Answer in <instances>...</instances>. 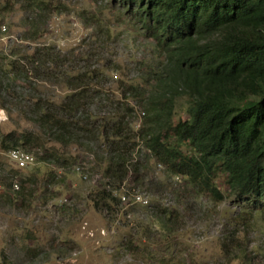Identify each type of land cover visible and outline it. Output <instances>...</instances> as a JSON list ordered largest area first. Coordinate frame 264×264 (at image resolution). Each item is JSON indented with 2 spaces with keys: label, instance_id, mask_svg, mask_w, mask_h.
<instances>
[{
  "label": "trees",
  "instance_id": "obj_1",
  "mask_svg": "<svg viewBox=\"0 0 264 264\" xmlns=\"http://www.w3.org/2000/svg\"><path fill=\"white\" fill-rule=\"evenodd\" d=\"M25 4L37 14L23 17V33L15 40L32 47L26 54L29 45L18 43L0 53V109L6 115L10 108L22 110L31 129L0 135L1 152L36 149L35 162L64 170L76 160L69 148L82 141L92 146L100 177L89 202L108 220L119 205L129 204L118 194L126 181L145 187L143 166L149 163L167 174L164 191L184 186L213 202L222 199L214 182L222 175L234 199L264 218V0H112L120 17L110 25L108 17H85L82 11L78 18L96 28L104 45L117 39L121 26L127 36L139 33L147 41L150 55L132 77L121 76L117 63L90 62L97 50L93 33L65 53L38 43L47 18L38 13L52 5ZM107 73L118 78L117 99L103 97ZM51 82L63 90L56 99L38 93ZM180 96L188 100L187 119L174 122ZM132 102L141 114L137 127L130 119ZM153 206L151 223L167 240L180 208ZM172 252L169 241L151 260L179 264Z\"/></svg>",
  "mask_w": 264,
  "mask_h": 264
},
{
  "label": "rangeland",
  "instance_id": "obj_2",
  "mask_svg": "<svg viewBox=\"0 0 264 264\" xmlns=\"http://www.w3.org/2000/svg\"><path fill=\"white\" fill-rule=\"evenodd\" d=\"M25 1L0 0V17L4 19L1 27L5 29L0 34L2 54L18 43L21 47L29 45L26 46V54L32 47L15 40L23 33V17H36L37 14L28 8ZM47 2L52 5L50 10L38 13L40 17H47L38 43L65 53L78 47L93 33L95 37L92 40L97 50L91 55L92 64L107 60L119 65L123 77L138 74L140 62L151 52L139 33L127 36L121 26L115 31L117 39L104 45L102 36L95 32L96 28L88 27L78 18L83 11L85 17H108V25L115 23L120 12L112 0ZM106 75L101 83V89L105 91L103 97L117 99L118 78L112 77L113 74ZM62 92V88L52 82L38 88L40 95L51 99L60 97ZM101 104L107 105V102ZM132 104L130 119L137 127L141 114L135 103ZM187 106L186 97L176 99L174 122L187 119ZM10 109L9 115L0 109V135L10 132L19 135L30 130L31 126L22 119V110ZM81 143L83 146L78 149L71 147L67 150L68 155L76 160L73 166L64 170L35 162L36 149L17 147L15 150L34 157L32 165L19 170L11 165L7 153L0 151V262L154 264L151 259H157L164 245L170 241L174 263L264 264V218L234 199L222 175L214 179L222 199L213 202L206 196L195 197L184 186L164 191V185L170 183L164 169L153 163L145 166L142 162L147 184L144 188H136L132 178L126 181L118 194L129 204L119 205L115 218L108 220L89 202L100 177L94 165L99 153L92 151L94 148L84 141ZM173 181L178 180L173 178ZM154 203L159 207L174 209L178 205L180 208H176L178 220L171 239L161 238L159 230L151 223V215H155Z\"/></svg>",
  "mask_w": 264,
  "mask_h": 264
},
{
  "label": "built area",
  "instance_id": "obj_3",
  "mask_svg": "<svg viewBox=\"0 0 264 264\" xmlns=\"http://www.w3.org/2000/svg\"><path fill=\"white\" fill-rule=\"evenodd\" d=\"M7 159L11 165L16 169H22L33 164V157L27 153H24L19 150H11L7 153ZM121 201H124V198L121 197Z\"/></svg>",
  "mask_w": 264,
  "mask_h": 264
}]
</instances>
